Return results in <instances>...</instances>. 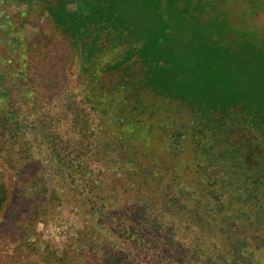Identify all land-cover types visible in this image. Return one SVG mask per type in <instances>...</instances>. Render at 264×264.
Instances as JSON below:
<instances>
[{
    "label": "rangeland",
    "instance_id": "obj_1",
    "mask_svg": "<svg viewBox=\"0 0 264 264\" xmlns=\"http://www.w3.org/2000/svg\"><path fill=\"white\" fill-rule=\"evenodd\" d=\"M221 8L264 34V0H223ZM127 37L100 35L89 56L56 16L55 0H0V264H109L108 253L120 263L216 264L183 254L184 245L209 236L207 225L191 219L204 199V175L190 140L177 169L168 153L171 129L164 125L181 124L189 111L154 91L137 57L111 69L134 41ZM80 122L100 152L91 176L73 167L72 179L53 148L78 139ZM123 151L136 156L134 165ZM142 163H156L154 181ZM146 211L174 225L179 250L142 223ZM249 239L255 264H264V234Z\"/></svg>",
    "mask_w": 264,
    "mask_h": 264
},
{
    "label": "trees",
    "instance_id": "obj_2",
    "mask_svg": "<svg viewBox=\"0 0 264 264\" xmlns=\"http://www.w3.org/2000/svg\"><path fill=\"white\" fill-rule=\"evenodd\" d=\"M222 2L55 0V6L56 16L89 56L100 35L122 32L128 39L134 37L125 58L111 69L137 57L154 91L177 99L189 111L181 124L164 125L171 129L166 133L172 140L168 153L177 169L182 145L190 140L204 175V199L196 200L191 219L194 226L207 225L209 236L184 245L183 254L216 264H255L249 238L264 234V34L255 25L226 16ZM78 124V139L69 137L62 149L53 148L59 167L72 179L73 167H85L84 176H91L89 164L100 152L95 141L87 140L88 126ZM148 152L147 157L154 155L153 149ZM123 155L131 166L137 161L128 151ZM142 166L147 181H154L160 170L156 163ZM142 223L155 225L164 241L174 242L176 251L183 246L177 247L176 228L164 224L159 213L144 212ZM97 246L91 245L94 253ZM108 256L109 264H132Z\"/></svg>",
    "mask_w": 264,
    "mask_h": 264
}]
</instances>
